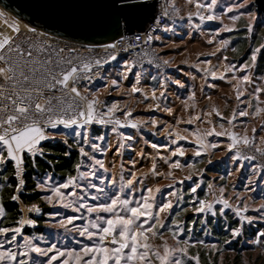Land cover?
Instances as JSON below:
<instances>
[{
	"label": "rangeland",
	"instance_id": "374dc122",
	"mask_svg": "<svg viewBox=\"0 0 264 264\" xmlns=\"http://www.w3.org/2000/svg\"><path fill=\"white\" fill-rule=\"evenodd\" d=\"M164 1L174 14L171 37L158 36L153 47L158 65L154 69H142L149 72L147 81L139 71H136L138 79L127 70L98 84L90 94V100L96 98L102 103L97 113L116 105L115 118L125 124L136 123L138 127L92 124L88 127L91 142L105 149L103 152H94L90 145H83L71 129L62 126L47 129L46 140L65 144L69 141L79 155L83 146L89 155L103 160L107 169L105 172L88 156L80 155L79 167L71 177H77V185L85 187L76 188V197L68 196L67 200L76 204L83 200L87 207L107 203L117 194L122 199L137 201L150 196L153 213L165 203H171L172 208L159 213L164 227L160 224L156 227L162 239L158 236L149 242L157 248L166 241L170 247L185 249L187 256L175 254L182 264H197V261L198 264H264V237L253 242L264 231V91H256L264 89V68L258 72V56L264 48V22L254 0H217L212 13L198 9L197 0ZM229 8L232 10L228 11ZM209 14L213 15L212 20L199 19L200 15ZM14 26L20 27L0 9V38L11 35ZM254 53L255 62L251 59ZM229 66H234V70L229 71ZM213 73L217 78H213ZM244 75L249 76V83L240 79ZM133 87L139 91L133 93ZM129 112L131 116L126 117ZM241 112L247 115H240ZM230 135L241 138L240 143L234 144ZM101 136L103 140L97 139ZM244 137L249 140L247 146ZM174 152L177 154L173 155ZM173 163L180 166L173 168ZM4 166L0 165V173ZM93 171L95 176L91 175ZM82 172H88L89 176L81 177ZM133 173L135 180L129 186L127 181L133 178ZM68 178L44 174L37 181V189L51 213L43 224V235H24L23 227H34L30 217L40 212L29 211L36 205H20L19 221L31 219L33 224H17L16 227H21L18 244L23 246L26 237L37 247L54 244L57 250L68 251L97 242L82 237L80 230L92 222L100 223L97 217L106 218L107 213L89 214L86 208L73 212L55 202V197L54 203L44 198L51 194L48 189ZM46 180L48 183L44 184ZM1 182L0 176V187ZM91 184L103 187L104 191L87 187ZM148 189L153 191L149 193ZM92 196L100 199L93 200ZM200 201L205 206L202 212L198 211ZM67 217L77 219L61 227V221L66 223ZM2 218L0 227L7 228ZM234 229H239L238 236L232 235ZM185 240L187 245L183 243ZM160 251L162 254V248ZM23 258L30 264H42L48 259L35 253ZM60 260L53 264H60Z\"/></svg>",
	"mask_w": 264,
	"mask_h": 264
},
{
	"label": "snow or ice",
	"instance_id": "6c2138e0",
	"mask_svg": "<svg viewBox=\"0 0 264 264\" xmlns=\"http://www.w3.org/2000/svg\"><path fill=\"white\" fill-rule=\"evenodd\" d=\"M217 0H207L206 3H201L197 0L195 6L198 9H207L212 13ZM54 6V5H53ZM120 9H132L137 6V0H114L113 7ZM232 9L229 8L228 11ZM238 17H232L233 20ZM201 21L207 19L212 20L213 15L209 14L206 17L200 15ZM125 23L127 18L124 17ZM119 21H117V24ZM11 30L19 35V27H12ZM231 31V29H226ZM27 31L35 33L37 29L29 26ZM44 34L43 32L41 33ZM151 40V36H149ZM227 41L224 44L227 45ZM111 46V45H110ZM65 50L63 48L55 49L50 44H45L43 41L38 44L34 41H27V46L24 43H15V38L4 36L0 39V165L8 162L14 164L15 176L18 180L16 192L22 191L24 186L23 171L25 163V153L35 157L37 153L43 155V150L40 148L41 142L48 139L47 129H58L62 126L64 129H71L83 145H90L93 151H105L100 145L91 142L89 129L87 126L92 124L106 125L114 123L119 127L137 128L136 123L125 124L119 119H116L114 113L118 110L116 105L107 107L106 112L97 113L96 105L100 101L96 98L88 100L87 97L81 95L80 89L76 86L79 80V73L84 69H88V65H84L81 69L73 62L71 56H61ZM69 52H74L75 49H69ZM260 51V49H256ZM115 59V57H112ZM226 59V58H225ZM255 62L257 57L255 53L251 57ZM100 61H97L99 64ZM167 61H165V64ZM248 65L244 68L247 69ZM90 70V69H88ZM130 70V69H129ZM229 71L234 70V66H229ZM139 79V74H137ZM213 78H217L213 73ZM219 78L223 79V76ZM245 83L250 82L248 75L241 77ZM113 85L116 81L112 82ZM211 86V85H210ZM139 91L136 87L132 88V92ZM257 93L264 89H257ZM163 96V93L161 94ZM155 99V92L153 93ZM240 96H237L239 99ZM193 99V97H189ZM171 112V109H166ZM240 115H247L241 112ZM108 118L105 119L104 117ZM131 116V113H126V117ZM199 119V117H196ZM229 123H232L230 120ZM155 125V121H153ZM115 130V129H113ZM255 131V130H253ZM211 134V133H209ZM234 144L240 143L241 138L235 135L229 137ZM97 139L103 140L104 137ZM182 139V137H181ZM243 143L247 146L249 140L243 138ZM156 147V145H153ZM182 155V151H180ZM177 153H173L176 155ZM200 155L199 152L196 153ZM80 155L88 156L93 160L95 165H98L106 172L104 162L101 159H96L95 156L89 155L83 146L80 147ZM178 163L171 164V167L176 168ZM191 165H189L190 167ZM79 167V166H78ZM95 176V172L91 173ZM88 172H82L81 177H88ZM133 178L127 181V184L132 185L135 180ZM77 177H69L66 182L53 186L50 189V195L44 197L49 203L58 202L64 208H70L73 212L85 209L91 213H107L108 216L97 217L100 223L92 222L85 225L80 230V235L88 240L96 239V243L85 245L79 250L60 251L56 249V245H51L48 248L37 247L32 244L28 238L25 239V244L21 246L17 243V237L21 235V227L4 228L0 227V264H30L28 257L30 253H35L40 257H48L46 262L42 264H53V261L60 260V264H182V260L177 258L176 253H181L187 256L185 249L170 247L164 241L160 248H157L149 241L157 238L162 239V234L158 231L156 225L164 227L160 223L159 213L172 208L171 203H165L159 207L156 213H153V204L150 203V196H142L140 200L122 199L119 194L110 197L109 202L99 203L96 205L87 206L81 200L76 204L73 201H68L67 197H76V188L84 189L85 186L77 185ZM47 184L48 181H44ZM101 185L104 180L101 179ZM87 187L94 188L97 192H103L104 188L96 184L88 185ZM73 189V191H66ZM149 193L153 190L148 189ZM196 191L195 188L192 189ZM12 200H17L18 196L13 195ZM91 199L99 200L97 196H92ZM227 201H224L227 207ZM134 205V206H130ZM198 211H204V201H200ZM211 208V205H208ZM29 211L40 212L38 207L33 206ZM239 215V212L237 213ZM4 215V209L0 207V216ZM58 215V213L56 214ZM77 217H67L66 223L61 221V227H66L73 223ZM244 219V217H241ZM21 225H32L31 219L19 221ZM90 229H94L92 231ZM12 235L9 236L8 233ZM150 234V235H149ZM232 235L238 236L239 229H234ZM264 237V231L258 233V238L254 243L259 242V238ZM176 238V234L173 235ZM180 241L177 240V244ZM185 245L188 241H183ZM14 247L16 250H14ZM27 250H20L21 248ZM49 253H53L49 255ZM198 264V261H197Z\"/></svg>",
	"mask_w": 264,
	"mask_h": 264
},
{
	"label": "water",
	"instance_id": "95a60500",
	"mask_svg": "<svg viewBox=\"0 0 264 264\" xmlns=\"http://www.w3.org/2000/svg\"><path fill=\"white\" fill-rule=\"evenodd\" d=\"M157 3L137 0L135 8L120 9L113 7L114 0H0V8L52 36L81 44H107L143 31L156 18ZM253 4L264 22V0Z\"/></svg>",
	"mask_w": 264,
	"mask_h": 264
},
{
	"label": "built area",
	"instance_id": "2783aa9c",
	"mask_svg": "<svg viewBox=\"0 0 264 264\" xmlns=\"http://www.w3.org/2000/svg\"><path fill=\"white\" fill-rule=\"evenodd\" d=\"M157 1L156 18L148 23L143 31L122 36L107 44H81L45 32L42 35V31L38 29L35 33H30L27 29L20 27L19 35L12 32L9 36L15 38V43H24L25 46L27 41H34L37 44L43 41L55 49L63 48L65 51L60 54L61 56L73 57L74 64L81 69H84V65L87 64L90 70L84 69L78 74L80 78L76 86L80 89L81 95L90 100V94L98 84L118 75L123 61H128L132 70L157 67L158 59L153 51L156 37L174 20V14L165 1ZM69 49H75V51L69 52ZM97 61L100 63L97 64ZM101 106L102 103L97 104L96 109H100ZM90 126L92 125L87 127Z\"/></svg>",
	"mask_w": 264,
	"mask_h": 264
},
{
	"label": "trees",
	"instance_id": "16d2710c",
	"mask_svg": "<svg viewBox=\"0 0 264 264\" xmlns=\"http://www.w3.org/2000/svg\"><path fill=\"white\" fill-rule=\"evenodd\" d=\"M258 66L260 67L258 72H261L264 68V48L261 49L258 56ZM40 148L43 150V155L37 154L32 157L25 153L24 186L21 192H16L18 180L12 162L6 163L0 173L2 178L0 204L4 209L2 218L4 226L7 228L17 226L22 215L20 205H36L40 209L39 215L30 217L35 223L34 227H23L24 235L33 233L43 235V224L46 221V216L51 213V209L42 200V193L37 189V181L44 174H50L58 179L74 176L81 160L77 149L72 147L69 141L65 144L60 141L46 140L41 143ZM13 195L18 196V199L12 200ZM215 234L218 235L219 232L215 231Z\"/></svg>",
	"mask_w": 264,
	"mask_h": 264
},
{
	"label": "crops",
	"instance_id": "0c3cea01",
	"mask_svg": "<svg viewBox=\"0 0 264 264\" xmlns=\"http://www.w3.org/2000/svg\"><path fill=\"white\" fill-rule=\"evenodd\" d=\"M172 27H171V24H168V25H166L161 31H160V33L157 35V37H156V40H157V38H158V36H160V35H162L164 38H169V37H171V33L170 32H172V31H169L170 29H171ZM156 40H155V43H156ZM130 69V70H129ZM127 70L128 71H130V72H133V74H132V76L131 77H135L136 75H137V72L136 71H139V73L140 74H142L143 76H144V78L146 79V81H147V79L149 78V72L148 71H144V70H142V69H135L134 71L131 69V67H130V64L128 63V61H123L122 63H121V65H120V72L122 73H125V72H127ZM106 82V81H105Z\"/></svg>",
	"mask_w": 264,
	"mask_h": 264
},
{
	"label": "bare ground",
	"instance_id": "6f19581e",
	"mask_svg": "<svg viewBox=\"0 0 264 264\" xmlns=\"http://www.w3.org/2000/svg\"><path fill=\"white\" fill-rule=\"evenodd\" d=\"M1 9V8H0ZM4 12H6L7 14H9L11 17L14 18V20L19 24V26L23 29H27L30 25H28L27 23L20 21L19 19L15 18L14 16H12L9 12L5 11L4 9H2Z\"/></svg>",
	"mask_w": 264,
	"mask_h": 264
},
{
	"label": "flooded vegetation",
	"instance_id": "af4514ba",
	"mask_svg": "<svg viewBox=\"0 0 264 264\" xmlns=\"http://www.w3.org/2000/svg\"><path fill=\"white\" fill-rule=\"evenodd\" d=\"M0 39H2V38H0Z\"/></svg>",
	"mask_w": 264,
	"mask_h": 264
}]
</instances>
